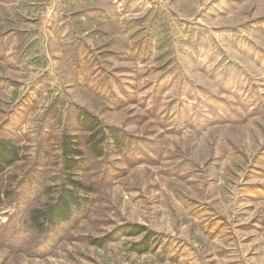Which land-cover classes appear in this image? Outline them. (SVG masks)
Instances as JSON below:
<instances>
[{"label": "rangeland", "instance_id": "374dc122", "mask_svg": "<svg viewBox=\"0 0 264 264\" xmlns=\"http://www.w3.org/2000/svg\"><path fill=\"white\" fill-rule=\"evenodd\" d=\"M81 112L125 151L91 156ZM64 135L91 204L41 236ZM3 137L0 264H264V0H0ZM124 224L148 253L92 244Z\"/></svg>", "mask_w": 264, "mask_h": 264}, {"label": "trees", "instance_id": "16d2710c", "mask_svg": "<svg viewBox=\"0 0 264 264\" xmlns=\"http://www.w3.org/2000/svg\"><path fill=\"white\" fill-rule=\"evenodd\" d=\"M75 122L79 131L85 133L82 143L91 156L102 158L108 149L118 155L125 151L123 136L116 128L102 126L87 112L78 114ZM61 152L63 180L55 188V197L42 208L31 209L27 214V229L37 235L49 236L60 225L84 215L91 204L87 196L92 192L91 187L75 178V172L82 168L84 152L81 143L76 140L75 136L64 135L61 141ZM18 159L19 150L15 142L10 138H0V178L5 169ZM145 233V228L141 226L124 224L105 238L92 240V244L102 247L104 243L115 241L116 235L126 238L144 235L140 241L130 245L132 252L142 255L149 252L150 239L153 236L152 232Z\"/></svg>", "mask_w": 264, "mask_h": 264}]
</instances>
